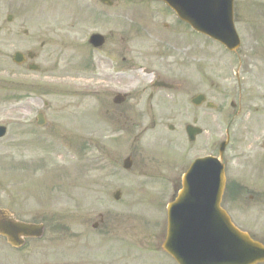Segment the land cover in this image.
<instances>
[{"label": "rangeland", "instance_id": "rangeland-1", "mask_svg": "<svg viewBox=\"0 0 264 264\" xmlns=\"http://www.w3.org/2000/svg\"><path fill=\"white\" fill-rule=\"evenodd\" d=\"M113 1L117 2L114 8L95 10L97 0H0V126L6 129L0 139V209L21 221L45 223L44 236L19 252L0 239V264H175L160 250V242L142 234L139 221L133 244L112 236L96 242L91 235L89 240L94 243H87L88 251L76 253L69 251L64 238L67 212L90 221L116 208L112 200L119 184L112 178L115 167L109 162L100 164L98 154L103 146L113 143L114 128L120 127L122 113L105 93L118 89L123 93L129 85V91L145 88L142 94L147 96L149 72L158 71L163 78L167 75L166 61L137 60L134 80L120 79L118 86L111 63L100 62L99 53L89 48L88 36L98 32L108 36L106 48L110 49L113 35L141 13L138 8L126 7L125 0ZM238 1L243 6L238 12L241 24L236 28L242 45L235 56L197 36L195 75L190 63L168 71L178 70L180 78L170 82L179 86L173 96L181 100L182 107L184 100L197 93L207 94V100L217 107L195 110L196 125L202 129L195 140V158L217 152V145L225 138L224 130L229 128L231 145L223 156L228 174L231 180L247 185L250 171L253 179L264 176L259 172L264 167V56L257 44L264 35V0ZM7 15L13 17L10 22ZM16 51L34 53L32 63L39 71H28L26 64L14 65L10 58ZM237 58L243 62L250 58V67L241 90L227 95ZM231 102L234 109L229 107ZM38 113L45 120L42 127L36 124ZM169 136L181 137L180 128ZM192 156V151L184 153L185 165ZM150 195H132L136 209L118 211L142 216L139 208L148 203ZM160 196L163 200L164 195ZM123 199L121 195L119 202ZM256 211V203L248 201L246 195L232 204L233 222L254 237L263 225L254 220ZM143 216L152 221L155 213L146 209ZM156 243L157 250L149 251ZM128 245L134 250L130 258L112 252L124 251Z\"/></svg>", "mask_w": 264, "mask_h": 264}, {"label": "flooded vegetation", "instance_id": "flooded-vegetation-1", "mask_svg": "<svg viewBox=\"0 0 264 264\" xmlns=\"http://www.w3.org/2000/svg\"><path fill=\"white\" fill-rule=\"evenodd\" d=\"M124 3L126 7L138 8L141 13L133 16L128 23L129 25L124 26L122 32L113 35V44L110 49L106 48L108 36H104V44L99 48L94 49L91 46L89 48L99 53L101 56L100 62L108 61L111 63L112 76H114L118 86L120 79L127 78L129 83L134 80L132 77L136 71L134 66L137 60L145 63L166 61L168 63L167 75L163 78L155 70L150 71L149 75L147 74L149 79V93L147 96L142 94L145 92V88L140 91H129V85H127L126 92L121 93L118 89L109 94L105 93L106 96L112 98L113 107L122 113V120L119 122L120 127L114 128L113 143H111V146L107 144L103 146L98 156L100 157V164L109 162L115 167L112 178H114L115 183L120 185L116 184L114 191L120 194V198L121 195H124V202L113 201V204L116 205L115 210L106 214H97L98 218L90 219V221L85 218H75L67 212L64 238L67 248L71 252L77 253L80 249L87 252V243H94V240H89L91 235L94 236L96 242L104 237L112 236V239L121 238V241L132 243V239L136 240V221H139L138 227L142 234L152 238L154 243L160 242L161 245L166 235L167 205L175 200L182 189L181 180L190 164H184V153L192 151L191 162H195V138L192 142L188 140L187 129L190 130L192 135H195V122H197L195 110L208 109L207 104L209 103V100H207L208 95L202 93L205 100L195 107L191 100L195 95L201 94L197 93L188 101L184 100L185 107H182L181 100L177 96H173V93L180 90L179 86L170 82L180 78L177 74L178 70L168 71V69L190 63L195 75V60H199V58L195 59V37L197 36L209 40L225 54L231 56H235L242 45L240 40L238 49L235 51L226 50L219 43L195 32L162 2L157 0H125ZM99 4L104 7L102 3ZM116 4L117 2L111 0L110 5L105 8H114ZM97 6H94L95 10H97ZM141 6L143 9H140ZM242 7L241 1L233 0V24L236 31L237 24H241V15L238 17V12L243 11ZM257 44L260 45L258 48L259 54L264 56V35L259 37ZM237 60L235 70L231 71L234 81L232 86L226 88L227 95H232L234 92L241 90V81H244L243 76L250 67V58L245 62L242 61V58H237ZM243 65H246V67L244 68ZM167 76H172V78H167ZM18 92H20L19 89ZM137 93L138 96H136ZM119 95H122V97ZM164 102L166 105H161ZM173 102L175 107L172 106ZM234 107L235 104L231 102L230 108L234 109ZM234 113L237 116L239 111L237 110ZM178 128L181 130V137L178 139L170 138L169 135L173 134ZM137 129H140V132H136ZM184 141L186 142L185 147ZM262 145L264 146V143ZM227 149L228 146L224 149L223 156ZM217 152L213 150L210 156L216 158ZM151 162L157 164H151ZM221 164L225 183L219 207L223 210L225 216L233 221L232 204L237 202L241 195L242 197L246 195L248 201L255 202L257 211L254 220L263 222V225L258 229L255 237L254 234L251 235L248 231L244 230V232L264 243V176L253 179V172L250 171L246 179L247 185L242 184L237 180L230 179L227 161L223 157L221 158ZM155 165L156 168H154ZM263 168L259 172L264 173ZM254 181L257 185H253ZM135 194H151L148 203L142 204L143 206L139 208L142 216H137L134 213L130 215L120 213L118 210L134 211L136 209V199L132 196ZM160 195H164L163 200ZM117 206L121 209H118ZM146 209H151L155 213L152 221H148L146 216H143V211ZM144 214L147 215V213ZM24 222L42 224L44 234L45 223L43 221ZM89 222L90 225H88ZM89 229L93 233H89ZM0 239L8 248H11L5 238L0 237ZM30 241L35 242L36 240H25L24 247ZM107 241H110V239H107ZM157 243L156 247L152 245L149 251H155V248L157 250ZM80 246L85 247L80 248ZM130 247L133 246L130 245ZM21 250L22 248L14 251L19 252ZM112 252L122 253L127 258L134 255L133 248L124 251L112 250Z\"/></svg>", "mask_w": 264, "mask_h": 264}, {"label": "water", "instance_id": "water-1", "mask_svg": "<svg viewBox=\"0 0 264 264\" xmlns=\"http://www.w3.org/2000/svg\"><path fill=\"white\" fill-rule=\"evenodd\" d=\"M161 1L196 31L214 38L229 50L237 48L238 40L231 22L233 0ZM218 25L223 31L216 29ZM98 42L99 38L92 39L93 45L96 46ZM27 57L33 58V55L27 53ZM12 61L21 64L25 58L16 53ZM28 69L36 71L38 68L29 66ZM200 100L198 97L193 103L197 104ZM38 119V125H43L42 118L39 116ZM198 133L195 130V134ZM3 135L4 129L0 128V138ZM221 151L222 146L220 157ZM223 183L222 167L214 159L196 161L184 175L182 190L168 206L169 221L162 244V250L177 264L264 263V246L236 229L219 209ZM182 208L186 209L183 215ZM181 216L187 220L178 221ZM0 235L18 248L23 238L40 237L42 227L18 223L7 211L0 210Z\"/></svg>", "mask_w": 264, "mask_h": 264}]
</instances>
